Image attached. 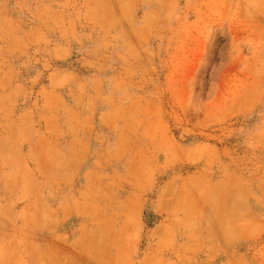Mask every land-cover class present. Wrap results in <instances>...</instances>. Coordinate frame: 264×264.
Segmentation results:
<instances>
[{
    "label": "rangeland",
    "instance_id": "rangeland-1",
    "mask_svg": "<svg viewBox=\"0 0 264 264\" xmlns=\"http://www.w3.org/2000/svg\"><path fill=\"white\" fill-rule=\"evenodd\" d=\"M0 264H264V0H0Z\"/></svg>",
    "mask_w": 264,
    "mask_h": 264
}]
</instances>
